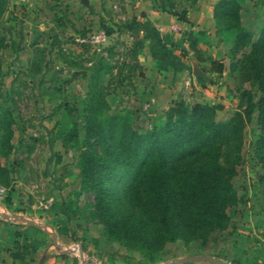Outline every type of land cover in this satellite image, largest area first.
I'll return each mask as SVG.
<instances>
[{
  "label": "rangeland",
  "instance_id": "1",
  "mask_svg": "<svg viewBox=\"0 0 264 264\" xmlns=\"http://www.w3.org/2000/svg\"><path fill=\"white\" fill-rule=\"evenodd\" d=\"M216 1L200 0L206 8L202 11L207 13L206 20L191 21L186 29L179 27L185 31V48L172 46V76L160 72L148 76L154 82L148 86L150 90L142 89L144 84L135 72L126 75L125 68L132 58L128 47L132 37L120 36L125 26L121 18L124 8L118 0L106 5L105 30L98 19L87 21L88 13L82 12L77 0L70 6L64 0H50V10L3 13L0 111L8 110L14 117V133L12 151L6 159L0 156L10 176L7 192L1 198L14 197L16 202L34 204L30 206V219L55 233V241L66 249L62 253L51 243L50 234L38 229L45 236V250L64 255L62 264H82L77 244L83 264H160L188 254L217 256L226 264L264 261V167L254 144L258 131L255 109L247 116L239 160L233 164L232 183L239 201L231 223L224 230L210 232L204 243L181 238L147 248L127 243L109 228L94 194L81 186L77 161L85 149V133L90 141L95 138L85 120L90 113L84 103L94 93V86L108 106L101 116L115 112L140 131L163 117L172 102L181 101L187 107L193 102L210 104L214 106V118L223 120L235 111L244 113L247 95L256 100L260 91L257 80L240 74L239 68L240 60L251 55V41L264 21V0H231L235 15L219 17L212 12ZM181 6L176 12L184 15ZM23 15L30 22L18 23ZM36 21L41 27L34 24ZM236 27L251 34L246 43L233 51ZM100 30L106 37L97 45L99 50L74 39ZM112 30L117 34L111 35ZM37 45L44 47L43 68L30 76L27 64ZM96 64H100L97 78L92 72ZM193 65L200 73L192 71ZM181 67L184 74H180ZM244 90L249 94L241 93ZM10 186H14L12 191ZM16 222L28 226L20 220ZM175 264L212 263L191 260Z\"/></svg>",
  "mask_w": 264,
  "mask_h": 264
},
{
  "label": "trees",
  "instance_id": "2",
  "mask_svg": "<svg viewBox=\"0 0 264 264\" xmlns=\"http://www.w3.org/2000/svg\"><path fill=\"white\" fill-rule=\"evenodd\" d=\"M212 12L216 17L235 15L234 2L217 0ZM175 13L186 19L181 12ZM250 34L236 27L233 51ZM43 53L42 45L31 51L30 76L42 70ZM240 61V74L256 79L260 91L255 101L246 96L244 113L235 111L223 120L214 118L210 104L193 102L187 107L176 101L163 117L140 131L115 112L101 116L108 106L94 86V93L84 103L90 113L85 120L95 138L90 141L85 133V149L77 161L81 186L94 194L109 228L127 243L146 248L177 238L204 243L210 232L230 225L239 201L232 183L233 164L239 160L242 129L253 109L258 125L254 144L264 167V21L251 41V55ZM99 69L100 64L93 66L95 78ZM241 93L249 94L247 90ZM13 124L10 111L1 110L0 156L4 159L13 149ZM9 177V169L0 163V183L6 186ZM37 247V241H28L13 255L34 260Z\"/></svg>",
  "mask_w": 264,
  "mask_h": 264
},
{
  "label": "crops",
  "instance_id": "3",
  "mask_svg": "<svg viewBox=\"0 0 264 264\" xmlns=\"http://www.w3.org/2000/svg\"><path fill=\"white\" fill-rule=\"evenodd\" d=\"M76 0H64L67 6L75 3ZM110 0H77L78 7L82 12L88 13V22L100 23L103 30L107 29L106 26V5ZM124 12L121 14L123 18L124 28L121 37L130 36L132 40L129 44V53L132 57L126 69L128 73H134L138 76V80L144 84L143 90L152 85L153 79L149 80L147 77L152 75L172 76V46L177 48H185V31L179 30L186 29L190 26V22L202 23L206 20L207 13L200 0H118ZM50 0H0V21H3V13L9 10L13 12H26L30 10L43 11L50 10ZM184 10L185 20L177 17L176 11L178 7ZM115 5L113 4V7ZM82 7V8H81ZM205 8V9H204ZM199 13L197 14V10ZM30 22L26 15L18 18V23ZM40 26V22H34ZM174 26H177L174 28ZM178 29V30H177ZM111 30V28H108ZM117 34L112 30L111 35ZM4 43L3 35H0ZM31 55V54H30ZM30 58V57H29ZM180 74H184L183 67H181ZM179 74V73H177ZM168 78V77H167ZM166 78L161 77L162 81ZM148 83V84H146ZM169 90L172 94V79L170 77ZM163 85V83H162ZM146 87V88H145ZM151 87L149 88V90ZM161 89V88H160ZM148 91V90H147ZM2 163V160H0ZM5 165V164H4ZM14 186H10L11 191ZM10 191V192H11ZM11 195V194H10ZM10 200H2L0 197V211L11 210L15 214H24L28 218H32L30 214L34 206L32 203L20 202L11 197ZM22 212V213H21ZM34 217V216H33ZM16 219L0 217V264H35L41 254L44 257L40 264H62L61 258L63 254L58 256L57 252L49 254L45 250L44 242L45 236L43 232L38 230L35 226L28 224V226L21 225L16 222ZM28 241H37L38 247L34 254V260H31L27 255L21 254V259L14 256L16 250L21 249V245ZM62 253V251L60 250ZM260 264L264 261L257 259ZM210 263V262H209ZM252 262L248 263L251 264ZM240 264V263H237Z\"/></svg>",
  "mask_w": 264,
  "mask_h": 264
},
{
  "label": "water",
  "instance_id": "4",
  "mask_svg": "<svg viewBox=\"0 0 264 264\" xmlns=\"http://www.w3.org/2000/svg\"><path fill=\"white\" fill-rule=\"evenodd\" d=\"M192 71L195 74L200 73V71L196 65L192 66ZM0 217L20 220L22 222H25L27 224H30L32 226H35L36 228L43 230L44 232L50 234L51 243L54 246L58 247L61 251H66V249H63L61 247V245L55 241V233L53 231L43 228L40 224L36 223L34 220H32L30 218L19 216V215L15 214L14 212H5V211H0ZM77 249H78L79 259H80L81 263L83 264L84 260L82 257V253H81L79 244H77ZM43 257H44V254H41V256L38 258V260L35 264H40ZM191 260H205V261H208L212 264H226V262L223 259H221L220 257L213 256V255H206V254H188V255H185L182 257L169 258L160 264H175V263H182V262L191 261Z\"/></svg>",
  "mask_w": 264,
  "mask_h": 264
},
{
  "label": "built area",
  "instance_id": "5",
  "mask_svg": "<svg viewBox=\"0 0 264 264\" xmlns=\"http://www.w3.org/2000/svg\"><path fill=\"white\" fill-rule=\"evenodd\" d=\"M105 37L106 36L104 35V32L100 30L99 32L96 33L75 36L74 39L78 43H89L93 45L94 49L99 50L100 48L97 45L101 43L105 39ZM6 192H7L6 186L0 183V197L5 195Z\"/></svg>",
  "mask_w": 264,
  "mask_h": 264
}]
</instances>
